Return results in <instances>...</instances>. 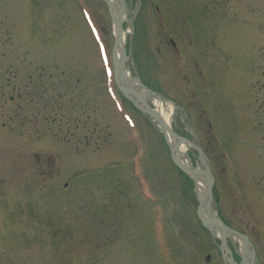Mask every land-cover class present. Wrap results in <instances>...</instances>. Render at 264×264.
Instances as JSON below:
<instances>
[{"label":"rangeland","instance_id":"obj_1","mask_svg":"<svg viewBox=\"0 0 264 264\" xmlns=\"http://www.w3.org/2000/svg\"><path fill=\"white\" fill-rule=\"evenodd\" d=\"M125 1V71L174 105L217 219L264 264V0ZM108 8L0 0V264H227L196 179L117 90Z\"/></svg>","mask_w":264,"mask_h":264},{"label":"water","instance_id":"obj_2","mask_svg":"<svg viewBox=\"0 0 264 264\" xmlns=\"http://www.w3.org/2000/svg\"><path fill=\"white\" fill-rule=\"evenodd\" d=\"M108 3V6L110 9V14H111V19H113V22L116 24L117 29V36H116V44H115V49L113 52V66H114V73H115V79L116 84L120 91L124 94L126 98L129 100L133 101L136 106L142 110L144 113L148 114L152 118H154V121H156L164 134L166 135V138L169 141V144L171 146V153L174 162L176 165L186 174L190 175L191 177L196 178L195 176L198 174H201L206 182V193L204 198L200 199V204L198 207V216L207 229H209L212 232H215L216 228H221V230L224 232L222 241H223V246L227 245V237L232 236V237H237L241 239L242 241V247L244 251L243 261L241 264H256V257H255V252L251 249L252 245L251 242L248 238V236L244 235L240 231L234 230L231 227L226 226L224 223L219 221L213 211L212 207V202H213V189H214V177L213 173L211 171L209 161L207 159V156L205 155L204 151L201 149L200 146L196 145L190 140L186 139V137H183L179 135L172 126H170L168 123L164 121V119L161 117L159 114L158 110L154 108L153 106L150 105V100L147 99V97L139 90V88H134L128 84H122L121 79L125 77V66L124 63L126 61V47L123 42L124 39V30H123V21H121L119 18H116L113 15L112 11V1L111 0H106ZM121 47V48H120ZM118 48L121 49L122 52V57L118 56ZM133 79V78H132ZM138 81L140 85H142L140 80L134 79ZM146 90H148L152 95H155L159 98H161L159 95H157L153 90H149L148 88L145 87ZM163 99V98H162ZM170 137L175 140V144H172L170 142ZM189 144L193 147H195L199 153H200V158L202 162V168H194L191 167L190 165H186L182 159H180L179 153L182 151V146ZM197 182V180H196ZM205 210V212H204Z\"/></svg>","mask_w":264,"mask_h":264},{"label":"bare ground","instance_id":"obj_3","mask_svg":"<svg viewBox=\"0 0 264 264\" xmlns=\"http://www.w3.org/2000/svg\"><path fill=\"white\" fill-rule=\"evenodd\" d=\"M112 1V11H113V15L116 18H119L121 21H124L125 19L128 18V8L126 5V1L125 0H111ZM116 29V26H115ZM117 30V29H116ZM118 33L116 32V35ZM126 39H127V32H124V39L123 42L124 44L126 43ZM121 48V47H120ZM118 48V56L122 57V52L121 49ZM134 78L131 73H129L127 70L125 71V77L123 79H121L122 84H128L134 88H139L140 84L138 83V81L132 79ZM143 94L147 97L148 100L152 101L155 104L156 109L158 110L159 114L161 115V117L164 119V121L166 123H168L170 126L172 125V120L174 118V112H175V107L171 102H167L165 100H163L162 98H159L155 95H152V93H150L148 90L144 89L143 90ZM170 142L172 144H175V140L173 138L170 137ZM188 147L184 145V147L182 148V151L179 153L180 158L186 163V165H190L191 167H194L192 164L191 159L189 158L188 154H187V150ZM196 180H197V186H198V190H199V194L200 197L199 198H204L205 193H206V182L203 178V176L201 174H198L195 176ZM205 212V210H204ZM218 237H223L224 232L221 230V228H216L215 232H214ZM238 242L240 243V245L242 246V241L241 239L237 238ZM242 250H244L241 247ZM224 251H225V255L227 256V260L229 263L231 264H236L234 262L233 256H232V251L230 250L229 246L225 245L224 247ZM243 255H244V251H243Z\"/></svg>","mask_w":264,"mask_h":264}]
</instances>
